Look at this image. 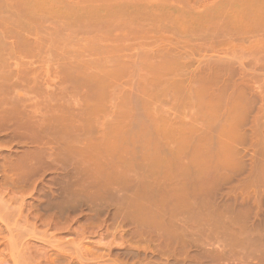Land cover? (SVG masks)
<instances>
[{"label":"rangeland","instance_id":"1","mask_svg":"<svg viewBox=\"0 0 264 264\" xmlns=\"http://www.w3.org/2000/svg\"><path fill=\"white\" fill-rule=\"evenodd\" d=\"M46 1L49 12L46 11L45 14L50 15L53 8L52 12L59 13L58 16L52 13L58 19L52 15V18L44 15L43 20L47 19L48 22L45 21L44 24L42 20L43 23H38L37 28L36 20V26L32 24L27 27L31 26L27 29L29 34L26 36L22 31L25 29L27 32L25 26L19 25L23 28L13 27L12 30L15 12L12 11V14L4 7L0 8L4 13L8 11L7 15L2 13L6 16L3 20L4 15L0 17V29L5 30H1L3 34L0 32V40L2 37H5V41L8 38L6 42L3 41L7 45L13 39L16 46L10 48L7 45L9 48H5L3 42L4 46H0V164L3 166L0 165V264H18L11 253H15V244L22 240V246H43L52 259L55 257L51 255L52 252H56L53 241H70L69 249H76L82 244V248L89 247L93 252H88L87 256L94 255V259L98 261L106 251L105 248L110 247L102 257L108 256L105 258L107 261L103 260L107 264H264V0H132L125 2L127 9L119 0V3L116 0ZM68 6L69 9L79 11L77 16L73 15L75 11L68 12ZM109 7L113 13L107 14L110 12ZM111 7H116L115 13ZM88 9L90 13L86 12ZM94 9H98V14H103V17L106 13L104 18L102 15H98L99 18L96 16L98 19H105L109 15V18H116L118 21L119 14H123L121 18L127 19L125 21L129 23L126 26L120 24L119 20V27L111 19V24L108 20L107 23L100 19L106 22V26L102 27L105 24L100 26L98 19L99 23L95 24ZM91 13L93 17L88 15ZM110 14H117L118 18L110 17ZM63 15L65 20L70 18L72 24H75L71 25L68 20L66 23ZM82 15L87 21L95 19L93 25L96 27L90 29V34L78 28V23L81 22L79 27L82 23H87ZM183 16L186 17L185 21ZM60 17L65 24L58 25ZM6 18L11 20L8 22ZM53 18L55 22H59H53ZM76 18L83 19L84 22L78 19L76 21ZM4 20L7 22L5 25H10L12 32L10 28L7 29L8 26L1 27ZM18 24L21 23L15 22V25ZM67 24L70 25L67 27ZM32 26L40 30L46 27L41 31L44 38L40 30H32ZM115 26L122 29H116ZM125 27L127 32L128 29L135 31H130L129 34ZM14 29H20L21 34L16 30L19 33L17 35ZM30 30L37 31L36 35L34 32L33 36L30 35ZM77 30L79 32L75 34ZM134 32L137 33L134 35ZM40 36L43 43L37 39ZM18 38L24 41H18ZM25 40L28 45L30 43L35 47L25 46ZM37 40L42 43L41 48ZM34 41L37 42V47ZM16 44L27 48L22 51ZM199 46L205 50L199 52ZM29 51L35 53L26 54ZM85 71L90 74L87 75ZM199 74L202 75L198 76ZM137 110L140 111L136 112ZM109 124L113 128L118 127V130L115 128L117 132L112 128L110 131ZM65 125L70 127L66 128ZM75 127L80 130L77 131L78 128ZM103 128L107 132L105 135L108 134L107 143L98 142ZM166 130L169 132L166 133L167 137L164 135ZM70 133L72 137L74 134L75 139ZM78 134L79 137H85L79 138ZM58 136L65 141L66 148L62 146ZM76 139H81L82 142H73ZM104 144L111 149H107ZM92 146H95V150H90ZM143 154L148 155L147 160H144V156L143 159L140 158ZM119 157L124 158L121 159L122 163ZM113 162V165L119 164L115 167L116 171L121 169L122 172L124 168L123 175L119 174L121 177L126 175L125 182L122 181L124 184L119 181L124 177L121 179L116 173L117 179L114 171L107 172ZM149 162L158 169H153V175L158 176L153 184L155 189L151 187L153 191L156 190L153 194L157 195L154 197L149 193L153 198H149L148 188L143 189V192L141 190V194L136 188L138 195L133 191L137 181L134 178L146 169ZM167 164L173 168L186 165L187 170L190 168L189 175L192 172L196 174V169L201 168L198 169V175L188 177L199 192V205L192 200L195 195L189 189L191 183L185 182L188 180L187 176L181 175L183 183H179L180 177L177 183L173 178L167 179V172L170 170L166 171ZM95 169L107 172L110 181L102 176L98 177L100 172L95 173ZM105 172L101 174L104 175ZM113 175L115 181L110 179ZM9 176L16 177V180L13 178L16 183L8 179ZM21 177L25 179L22 180ZM163 180L170 183L177 193L181 188L182 200L191 199L195 202H191L192 205L202 204L203 207H200L203 213L198 212L199 210L195 212L193 205L190 209L195 212V215L192 212L195 217L188 210H185L183 216L176 214L179 209L173 214L169 208L173 207L170 202L175 201L170 200L175 197L171 195L170 200L169 195L158 197V191H163L167 184L165 182L161 186ZM115 182L116 185L113 184ZM137 182V185H141L140 180ZM17 184H20V188ZM177 184L182 187L178 188ZM204 184L208 189L202 186ZM66 186H69V190L72 189L68 192H74L75 189L74 194L80 193L75 194V197L73 195L74 198L70 197L71 201H77H72L74 205L70 204L69 198L65 202L63 196L67 195V190L64 191L63 187ZM171 187L168 188L172 190ZM60 190L63 192L60 193ZM152 190L148 191L152 193ZM164 191L167 194L165 189ZM163 196L168 199L170 206L166 199L167 203L163 202ZM188 196L190 198L187 199ZM183 210L180 209V212L183 213ZM144 215L150 218L147 220ZM55 216L56 222L60 221V226L52 224ZM198 216L200 217L197 218ZM137 217L144 220V223L145 220L149 221L148 224H142ZM80 235L83 237L80 238ZM48 240L51 245L46 243ZM29 249L25 247L26 251ZM60 258L65 260L61 256L55 257L56 264L63 263L56 260ZM54 259L49 264H53ZM34 260L32 261L35 262Z\"/></svg>","mask_w":264,"mask_h":264},{"label":"bare ground","instance_id":"2","mask_svg":"<svg viewBox=\"0 0 264 264\" xmlns=\"http://www.w3.org/2000/svg\"><path fill=\"white\" fill-rule=\"evenodd\" d=\"M1 1H3V0H1ZM1 1H0V2H1ZM8 1H10V2H8ZM12 1L15 2V3L12 4L11 0H7V2H6V0H4L3 2H1L2 4H0V5H1L0 8L4 7V9H6V10H9V11H11V12H12V11L15 12V14H14V12H12V14H14L13 16L15 17V18H14V17L12 18V21L15 20V21H13L14 24H13L12 21H11V23L13 24V26L11 25L12 30H13V27H14V28H15V27H16V28L18 27V28L22 29L23 27H22V28L19 27V25H20V26H25V27H26V31H27V29H30L31 26H30L29 28H27V27H28L29 25H32V24L35 25L34 23H35L36 20H37L38 22L36 21V22H37V23H36L37 26H36V25H35V26H36L37 28H39V27H38V26H39L38 23L41 24V23L44 22V24H45V21L48 22V20L46 19V17L49 16V18H52V16H54V15L52 14L53 12H54L55 15H57V16H58V14H59V13L56 14L55 11L52 12V9H53V8H52L51 6H50V7H51L52 9L50 10V11H51V14H50V15H52V16L50 17V15H48L49 13L45 14L46 11H47V9L49 8V6H47L48 4H47V1H46V0H12ZM119 1L122 2V3H121L122 5H125V2H132V0H119ZM123 1H124V2H123ZM135 1H136V0H135ZM50 2H51V1H50ZM116 2H118V1L116 0ZM118 3H119V2H118ZM51 4H52V3H51ZM126 4H127V3H126ZM129 4H130V3H129ZM117 6H118V5H117ZM117 6H116V7H117ZM119 6H121V5H119ZM191 6H192V5H191ZM46 7H47V8H46ZM113 7H114V6H113ZM113 7H111V9H112ZM116 7H115V8H116ZM125 7H126V9H127V5H125ZM70 8H71V7H70ZM115 8H113L112 10H114ZM121 8L123 9L124 7H121ZM121 8H120V9H121ZM2 9H3V8H2ZM68 9H69V6H68ZM120 9H117V11L120 12ZM124 9H125V8H124ZM189 9H190V8H189ZM191 9H192V8H191ZM193 9H194V7H193ZM70 10H73V9H72V8L69 9L68 12L71 13V12H74V11H75V13H74L73 15L77 16L76 13L79 12L78 10H77V11H76V9L73 10V11H70ZM86 10H87V9H86ZM94 10H95V9H94ZM94 10H92V12H93ZM107 10H108V9H107ZM115 10H116V9H115ZM115 10H114V13H115ZM62 11H63V10H62ZM83 11H84V10H83ZM96 11H97V13H96ZM109 11H110V7H109ZM117 11H116V13H117ZM121 11H122V10H121ZM125 11H126V10H125ZM187 11H188V10H187ZM0 12H1V14H0L1 16H0V17H2V15H4V14L7 15V12H8V11L4 13V12L1 11V9H0ZM47 12H49V11H47ZM59 12H60V11H59ZM68 12H67V13H68ZM81 12H82V11H81ZM86 12L90 13L91 11L89 12V9H88V11H86ZM263 12H264V10H263ZM2 13H4V14H2ZM65 13H66V12H65ZM67 13H66V14H67ZM70 13H69L68 15H70ZM109 13H113V12L110 11V12H108L107 14H109ZM122 13H123V12H122ZM125 13H126V15H127V12H125ZM188 13H189V11H188ZM66 14H65V15H66ZM83 14H84V13H83ZM199 14H200V13H198V16H199ZM201 14H202V13H201ZM8 15H10V14L8 13ZM44 15L46 16V17H45V19H46L45 21L43 20V19H44ZM68 15H66V16H68ZM73 15H70V16L74 17ZM88 15H91V17H93V15H94V17H96V16L98 17V15H99V16L102 15L101 17H103V14H101V15L98 14V9L95 10V12L93 13V15H92V13H91V14H88ZM110 15H112V14H110ZM122 15H123V14H122ZM122 15H121V16H122ZM128 15H129V14H128ZM57 16H56V17L54 16V17H55L56 19H58ZM59 16H61V15H59ZM105 16H106V13H105ZM105 16H104V17H105ZM113 16H114V17H117V14H116V15H112V16H110V17H113ZM121 16H120V14H119V17H120V18L117 17L121 22H122L123 20H124V21L127 20V19H122ZM192 16H193V15H192ZM198 16H197V17H198ZM200 16H201V15H200ZM5 17H6V16L4 15V17H2V20H3V18H5ZM8 17H9V16H8ZM11 17H12V16H10V18H11ZM62 17H63V19L66 18L64 15H63ZM82 17H83V15H82ZM97 17H96V20L93 18V19L96 21V23L94 22L93 19H92L91 21H90V20L87 21V20L85 19V17H83L84 20H86V22H87L88 24L86 23V25H85V24H84V23H85L84 20H83V19H80V20H82L84 23L81 24V25H83V27H81V25H80V27H79V24H80L81 22L78 23V28H79V29L82 28L81 31L84 30L83 32L87 31V32H89V34H90V32H92V31H90V29L95 28L96 26L94 27V25L97 24V23H99L100 19L102 20V19L104 18V17H103V18L98 19L99 17H98V18H97ZM122 17H123V16H122ZM126 17H127V16H126ZM126 17H124V18H126ZM129 17H130V15H129ZM129 17H127V18H129ZM10 18H9L8 20H7V18H6V20L9 22V20H11ZM39 18H40V19L42 18V19L39 20ZM49 18H48V19H49ZM55 18H53V20H54ZM60 18H61V17H60ZM80 18H81V17H80ZM87 18H89V16H88ZM108 18H109V15L107 16V18H105L106 20L103 19V21H106V22H107V20H108V22L111 21V22L115 23L116 25H117V24L119 25V23H118L119 20L117 21L116 18H109V19H108ZM191 18H192V17H191ZM71 19L74 20V18H71ZM77 19H78V18H76V21H77ZM97 19H98L99 21H98ZM110 19H111V20H110ZM115 19H116V20H115ZM129 19H130V18H129ZM129 19H128V20H129ZM183 19H184V21H185L186 17L184 18V16H183ZM2 20H1V18H0V24H1ZM6 20H4V22H3L4 26H2V25H3V24H2L1 27H6V26H8V25H5V24H7ZM42 20H43V22H42ZM59 20L61 21L62 18L59 19ZM64 20H65V19H64ZM64 20H63V21H64ZM67 20H68V23H69V22L71 23V25L75 24V23L72 24L73 21L71 22L70 18L65 20L66 23H67ZM69 20H70V21H69ZM78 20H79V19H78ZM80 20H79V21H80ZM109 20H110V21H109ZM113 20H114V21H113ZM181 20H182V19H181ZM17 21H18L19 23H21V24L15 25V22L17 23ZM40 21H41V22H40ZM55 21H56V20H54L53 22H55ZM63 21H61V22L57 21V22H59L58 25L65 24V23H62ZM76 21H75V22H76ZM92 21H93V22H92ZM103 21H100V23H99L100 26L102 25V23L105 24V25H103L102 27L106 26V22L104 23ZM115 21H117V23H116ZM130 21H131V20H130ZM47 22H46V23H47ZM57 22H55V23H57ZM90 22H91L92 24H89ZM108 22H107V23H108ZM111 22H110V24H111ZM121 22H120V24H124V25H126V26H127V24L129 23V22H126V21H125V23H121ZM182 22H183V20H182ZM50 23H51V22H50ZM50 23H49V24H50ZM94 23H95V24H94ZM8 24H10V23H8ZM22 24H23V25H22ZM44 24H42V25H44ZM47 24H48V23H47ZM93 24H94V25H93ZM115 24H113V25H115ZM14 25H15V26H14ZM69 25H70V24H69ZM69 25L67 24L66 26L68 27ZM84 25H85V26H84ZM113 25H112V26H113ZM124 25H121V26H124ZM9 26H10V25H9ZM9 26H8V28H7V27H6V28H7V29L10 28V30H11V27H9ZM35 26H34V27L32 26V27H33L32 30L35 29ZM44 26H45V25H44ZM44 26H43V27H44ZM54 26H55V24H54ZM62 26L65 27V25H62ZM110 26H111V25H110ZM110 26H109V24H108V27H109V28H112V27H110ZM136 26H137V25H136ZM43 27H42V28H43ZM48 27H49V26H48ZM64 27H62V28H64ZM98 27H99V25H98ZM119 27H120V25H119ZM139 27H140V26H139ZM139 27H137V28H139ZM150 27H152V26H150ZM153 27H154V26H153ZM37 28H36V29H37ZM42 28H41V29H42ZM45 28H46V27H44V29H45ZM78 28H77V29H78ZM100 28H101V27H100ZM109 28H107V29H109ZM115 28H116V26H115ZM130 28H131V27H130ZM135 28H136V27H135ZM154 28H155V30H156V27H154ZM168 28H169V27H168ZM20 29H19V30L16 29V30H17V32L20 31V34H21V30H20ZM36 29H35V30H36ZM44 29H42V30H44ZM79 29H78V30H79ZM85 29H86V30H85ZM96 29L98 30V28H96ZM103 29H104V28H103ZM116 29H120V28H116ZM121 29H122V27H121ZM121 29H120V30H121ZM142 29H143V28H142ZM149 29H151V28H149ZM1 30L5 31L4 29H0V32H1ZM12 30H11V32H12ZM16 30L14 29V32H15ZM37 30H40V29H37ZM42 30H40V34H41V35H43V33L41 32ZM78 30L75 31L74 33L76 34V32H79ZM104 30H105V29H104ZM112 30H113V29H112ZM123 30H124V29H123ZM123 30H122V31H123ZM143 30H144V29H143ZM146 30H148V29H146ZM7 31H8V30H7ZM7 31H6V32H7ZM22 31H24L25 34H24V33H22V34H24L25 36L27 35V33L29 34V32H28L29 30H28L27 32H25V29H23ZM30 31H31V30H30ZM45 31H46V30H45ZM48 31H49V30H47V32H48ZM81 31H80V32H81ZM107 31H108V30H107ZM115 31H116V30H115ZM122 31H119V32H122ZM125 31H126V27H125ZM130 31H132V29H130V30L128 29L129 34H130ZM133 31H135V30L133 29ZM133 31H132V32H133ZM167 31H168V30H167ZM8 32H10V31H8ZM17 32H15V33L17 34ZM33 32H34V31H31V32H30V33H31L30 35L33 36L35 32L37 33V31H35L34 33H33ZM38 32H39V31H38ZM43 32H44V31H43ZM83 32H81V33H83ZM87 32H86V35H87ZM93 32H94V29H93ZM111 32H113V31H110V33H111ZM123 32H124V31H123ZM126 32H127V31H126ZM128 32H127V33H128ZM144 32H145V30H144ZM147 32H148V31H147ZM149 32H150V30H149ZM1 33L3 34V32H1ZM4 33H5V32H4ZM32 33H33V34H32ZM36 33H35V35H36ZM50 33H51V32H50ZM116 33H118V32H116ZM136 33H137V32H134L133 34L135 35ZM16 34H15V35H16ZM18 34H19V33H18ZM18 34H17V35H18ZM44 34H45V32H44ZM11 35H12V34H11ZM11 35L9 36L10 38H11ZM24 35H23V36H24ZM38 35H39V33H38ZM48 35H49V32H48ZM48 35H47V36H48ZM50 35H53V34H50ZM118 35H119V36H122L123 33H122V35H121V34H117V36H118ZM25 36H24V37H25ZM83 36H84V34H83ZM7 37H8V36H7ZM7 37H6V38H7ZM35 37H36V36H35ZM41 37H42V36L37 37V39L39 38L40 41H42ZM48 37H50V36H48ZM3 38H5V37H2V40H0V43H1L0 46L2 45V42L5 41V39L3 40ZM14 38H15V37H14ZM43 38H44V35H43ZM0 39H1V37H0ZM7 39H8V38H7ZM7 39H6V41H7ZM15 39H16V38H15ZM21 39H23V38H21ZM24 39H26V38H24ZM27 39H28V38H27ZM27 39H26V40H27ZM29 39H30V37H29ZM16 40H17V39H16ZM26 40H25V42H24V43H25V46H26V44H27V41H26ZM30 40H33V38L30 39ZM43 40H44V39H43ZM6 41H5V42H6ZM12 41H13V39H11V40L9 41V43H12L11 45H9V43L7 44L8 46H11L10 48H12V47L15 46V44H13L14 42H12ZM18 41H21L20 38H18ZM23 41H24V40H22L21 42H23ZM28 41H29V40H28ZM40 41H39V42H40ZM198 41H199V40H198ZM15 42H16V41H15ZM21 42H19V43L17 42V43H18V44H21ZM30 42H31V41H30ZM37 42H38V40H37ZM37 42L34 41V45L36 44V47L38 46ZM39 42H38V43H39ZM207 42H208V41H207ZM3 43H4V42H3ZM28 43H29V42H28ZM42 43H43V41H42ZM42 43H39V44H40V46H39L40 48L42 47V46H41ZM196 43H197V42H196ZM202 43H206V42H202ZM202 43L199 42V44H202ZM4 44H5V46H4ZM4 44L2 45V47L4 46L5 48H9V47H6V46H7L6 43H4ZM22 44H23V43H22ZM31 44L33 45V43H31ZM206 44H208V43H206ZM16 45H17V44H16ZM196 45H197V44H196ZM17 46L20 47L19 45H17ZM23 46H24V45H23ZM23 46H22V48L20 47L22 51H24L23 48H25V46H24V47H23ZM29 46H31L30 43H29V45L27 44V47H28V48H29ZM204 46H205V45H204ZM204 46H203V47H204ZM207 46H209V45H207ZM211 46H212V45H211ZM15 47H16V46H15ZM18 47H17V50H18ZM27 47H26V48H27ZM32 47H35V46H31V48H32ZM39 47H38V48H39ZM191 47H192V46H191ZM195 47H196V46H194V47H192V48H195ZM201 47H202V46H201ZM212 47H213V46H212ZM212 47H211V48H212ZM26 48H25V49H26ZM31 48H30V49H31ZM38 48H35V49H38ZM40 48H39V49H40ZM189 48H190V47H189ZM197 48H200V46L197 47ZM206 48H207V47H206ZM13 49H16V48H13ZM200 49H202V50H200ZM200 49H198L199 52H201V51L203 52V50H205V49H203V48H200ZM207 49H208V48H207ZM21 50H20V51H21ZM27 50H28V49H27ZM40 50H41V49H40ZM40 50H39V51H40ZM192 50H193V49H192ZM194 50H195V49H194ZM15 51H16V50H15ZM37 51H38V50H37ZM196 51H197V50H196ZM25 52H27V51H25ZM18 53H19V51H18ZM32 53H35V52H32ZM32 53L29 51V52L26 53V54H32ZM24 54H25V53H24ZM26 54H25V55H26ZM201 54H202V53H201ZM207 54H208V53H207ZM139 56H140V55H139ZM142 56H143V55H142ZM202 56H203V55H202ZM144 58L146 59L145 56H144ZM136 59H137V58H136ZM133 60H134V59H133ZM133 60H132V62H133ZM140 61H141V60H140ZM143 61H147V60H144V59H143ZM143 61H142V62H143ZM202 61H203V60H202ZM134 62H135V61H134ZM134 62H133V63H134ZM137 62H138V61H137ZM144 63H145V62H144ZM198 63H199V62H198ZM201 63H202V62H201ZM207 63H208V62H207ZM139 64H140V63H139ZM129 65H130V64H129ZM134 65H135V64H134ZM134 65L131 64V66H134ZM137 65H138V64H137ZM141 65H143V63H142ZM220 65H221V64H220ZM131 66H130V67H131ZM135 66H136V65H135ZM196 67H197V66H196ZM204 67H205V66H204ZM127 68H129V67H127ZM138 68H139V67H138ZM150 68H152V67H150ZM197 68H198V67H197ZM201 68H202V67H201ZM208 68H209V67H208ZM219 68H220V67H219ZM221 68H222V66H221ZM131 69H132V68H131ZM135 69H136V68H135ZM135 69H134V70H135ZM222 69H223V68H222ZM144 70H145V69H144ZM135 71H136V70H135ZM85 72H86V71H85ZM197 72H199V71H197ZM86 73H87V72H86ZM91 73H92V71H91ZM88 74H90V72L87 73V75H88ZM93 74H94V73H93ZM85 75H86V74H85ZM91 75H92V74H91ZM140 75H141V74H140ZM201 75H202V74H201ZM201 75L199 74L198 76H201ZM204 75H206V74H204ZM207 75H208V74H207ZM96 76H97V75H96ZM93 77H94V76H93ZM139 77H140V76H139ZM86 78H87V77H86ZM88 78H89V77H88ZM197 79H198V78H197ZM201 79H202V78H201ZM84 80H87V79H84ZM95 80H96V79H95ZM86 82H87V81H86ZM93 82H94V81H93ZM99 82H100V81H99ZM99 84H100V83H99ZM96 86H97V85H96ZM200 86H201V85H200ZM139 87L142 88V85H140ZM141 88H140V89H141ZM142 91H145V92H146V90H144V89H143ZM143 95H144V94H143ZM118 97H119V96H118ZM121 97H122V96H121ZM177 97H178V96H177ZM119 99H120V98H119ZM123 99H124V98H123ZM127 99H128V97H127ZM125 100H126V99H125ZM121 102H122V101H121ZM126 103H127V102H126ZM123 106H124V105H123ZM129 106H131V105H129ZM124 107H125V106H124ZM141 108H142V107H141ZM142 109H143V108H142ZM143 110H144V109H143ZM1 111H2V110H1ZM139 111H140V110H139ZM139 111L137 110L136 112H139ZM3 112H4V111H3ZM8 112H9V111H8ZM1 113H2V112H0V115H1ZM6 113H7V112H6ZM144 113H145V112H144ZM7 114H8V113H7ZM7 114H6V115H7ZM8 115H9V114H8ZM146 115H147V113H146ZM1 116H2V115H1ZM3 117H5V116L3 115ZM3 117H2V118H3ZM7 117H9V116H7ZM167 117H168V116H167ZM2 118H1V119H2ZM154 118H155V117H153V119H154ZM6 119H7V118H6ZM147 119H149V118H147ZM164 119H165V118H164ZM2 120H4V118H3ZM116 120H118V119H116ZM144 120H145V119H144ZM150 120H151V119H150ZM162 120H163V119H162ZM4 121H5V120H4ZM4 121H3V122H4ZM9 121H10V120H9ZM145 121H146V120H145ZM148 121H149V120H148ZM151 121H152V120H151ZM153 121H154V120H153ZM164 121H166V120H164ZM168 121H169V119H168ZM0 122H1V121H0ZM115 122H116V121H115ZM142 122H143V121H142ZM154 122H157V121H154ZM4 123H5V122H4ZM8 123H9V122H8ZM8 123H7V124H8ZM125 123H126V122H125ZM148 123H149V122H148ZM107 124H108V123H107ZM116 124H117V123H116ZM142 124H143V123H142ZM145 124H146V123H145ZM149 124H150V123H149ZM152 124H154V123H152ZM155 124H156V123H155ZM155 124H154V125H155ZM109 125L112 126V127L110 126L109 130L112 128L113 131L115 130L116 126H118V124H117V125L115 126V128H113V125H112V124H109ZM143 125H144V124H143ZM143 125H142V126H143ZM154 125H153V126H154ZM157 125H158V123H157ZM42 126H43V124H42ZM65 126H66V125H65ZM147 126H148V124H147ZM150 126H151V124H150ZM68 127H70V125L66 126V128H68ZM108 127H109V126H108ZM145 127H146V126H145ZM159 127H160V126H159ZM161 127H162V126H161ZM75 128L77 129L78 127H75ZM75 128H74V129H75ZM117 128H118V127H117ZM117 128H116V130H118ZM141 128H142V127H141ZM152 128H153V127H152ZM105 129H107V127H105ZM105 129L103 128V132H102V130L99 129V130L102 132V133H101L102 135L100 134V135H101V136H100L101 140L98 141V142H101V143H102V141H103V143L106 142V140H107V138H108V134H106L107 136L105 135V133H107ZM147 129H149V128L147 127ZM163 129H164V128H163ZM167 129H169V128H167ZM172 129H173V128H172ZM64 130H65V128H64ZM78 130H80V129L78 128L77 131H78ZM104 130H105V131H104ZM107 130H108V129H107ZM116 130H115V131H116ZM187 130H188V129H187ZM57 131H58V130H57ZM61 131L63 132V130H61ZM65 131H66V130H65ZM68 131H70V129H69ZM72 131H73V130H72ZM110 131H111V130H110ZM113 131H112V134L115 132V131H114V132H113ZM141 131H142V130H141ZM149 131H150V130H149ZM172 131H173V130H172ZM184 131H185V130H184ZM184 131H183V132H184ZM79 132H80V131H79ZM84 132H85V131H84ZM116 132H117V131H116ZM144 132H146V131H144ZM180 132H181V131H180ZM190 132H191V130H190ZM63 133H64V132H63ZM65 133H66V132H65ZM75 133H76V132H75ZM77 133H78V132H77ZM155 133H156V129H155ZM162 133H163V132H162ZM166 133H167V130H166V132H164V135H166ZM168 133H169V132H168ZM168 133H167V134H168ZM175 133H176V132H175ZM191 133H194V132H191ZM79 134H80V133H79ZM79 134H78V137H79ZM156 134H158V133H156ZM183 134H185V133H183ZM55 135H56V134H55ZM55 135H54V137H55V139H56L57 137H56ZM61 135H63V134H61ZM61 135H60V136H61ZM68 135H69V134H67V137H68ZM76 135H77V134H76ZM81 135H82V134H81ZM83 135H86V134L84 133ZM110 135H111V134H110ZM120 135H121V134H120ZM152 135H154V134H152ZM164 135H163V136H164ZM171 135H172V134H171ZM171 135H170V137L173 136V135H172V136H171ZM70 136L72 137L71 133H70ZM70 136H69V137H70ZM111 136H112V135H111ZM138 136L140 137V135H137V137H138ZM156 136H158V135H156ZM156 136H153V137L155 138ZM184 136H185V135H184ZM63 137H64V135L62 136V138H63ZM75 137L78 139L77 136H75ZM81 137L84 138L85 136H84V137H83V136H80L79 138H81ZM165 137H167V135H166ZM170 137H169V138H170ZM58 138H59V136H58ZM60 138H61V137H60ZM60 138H59V139H60ZM65 138H66V136H65ZM72 138L75 139V138H74V134H73V137H72ZM72 138H71V139H72ZM114 138H115V133H114ZM156 138H157V137H156ZM63 139H64V138H63ZM67 139H68V138H67ZM69 139H70V138H69ZM77 139H76V141L73 140V142H76V143H77L78 141L81 140V139H79V140H77ZM110 139H111V137H110ZM112 139H113V137H112ZM57 140H58V139H57ZM82 140H83V139H82ZM85 140H86V139H85ZM108 140H109V139H108ZM108 140H107V141H108ZM153 140H154V139H153ZM155 140H156V139H155ZM60 141L63 143V145H62V144H61V145L64 146L65 141L63 142L61 139H60ZM69 141H70V140H67V142H69ZM83 141H84V140H83ZM111 141H112V140H111ZM114 141H115V140H114ZM73 142H71V144H73ZM80 142H82V141H80ZM109 142H110V141H109ZM54 143H57V142H54ZM58 143H59V142H58ZM106 143H107V142H106ZM110 143H111V142H110ZM112 143H113V141H112ZM123 143H124V142H123ZM59 144H60V143H59ZM82 144H83V143H82ZM86 144H88V143L86 142ZM86 144H85V146H87ZM108 144H109V143H108ZM108 144H107V145H108ZM67 145L72 146V145H70V144H67ZM83 145H84V144H83ZM104 145H105V144H104ZM109 145H110V144H109ZM65 146H66V145H65ZM65 146H64V148L67 147V146H66V147H65ZM73 146L75 147V143H74ZM88 146H89V145H88ZM113 146H114V145H113ZM49 147H50V146H49ZM60 147H61V146H60ZM76 147H77V146H76ZM82 147H83V146H82ZM92 147H93L92 149H91V147H90V150H95V148H94L95 146H92ZM105 147H106V145H105ZM110 147H111V146H110ZM61 148H62V147H61ZM70 148L73 149V147H70ZM77 148H79V147H77ZM80 148H81V147H80ZM106 148L109 149V150L111 149V148H109V147H106ZM106 148H104V149H105L106 152H107V149H106ZM123 148H124V147H123ZM62 149H63V148H62ZM75 149H76V148H75ZM84 149H85V147H84ZM88 149H89V148H88ZM112 149H113V148H112ZM47 150H48V149H47ZM50 150H51V149H50ZM79 150H80V149H79ZM63 151H65V150L63 149ZM74 151H75V150H74ZM84 151H85V150H84ZM117 151H118V150H117ZM117 151H116V153H117ZM69 152H72V151L69 150ZM81 152H82V151H81ZM106 152H105V153H106ZM123 152H124V151H123ZM52 153H53V152H52ZM52 153H51V154H52ZM56 153H58V152H56ZM56 153H54L55 156H56ZM108 153H109V151H108ZM120 153H121V152H120ZM144 153H145V152H144ZM54 154H53V155H54ZM58 154H60V152H59ZM118 154H119V153H118ZM39 155H40V154H39ZM39 155H38V156H39ZM46 156H47V154H46ZM46 156H45V157H46ZM58 156H59V155H57V157H58ZM116 156H118V155H116ZM143 156L146 157L144 160H147V159H148V155L146 156V155H144V154H143L142 156L140 155V158L142 157V159H143V158H144ZM10 157H11V155H10ZM40 157H41V156H40ZM43 157H44V156H43ZM48 157H49V155H48ZM57 157H55V158L57 159ZM6 158H7V157H6ZM38 158H39V157H38ZM119 158H120V157H119ZM140 158H139V159H140ZM43 159H44V158H43ZM52 159L54 160V158H52ZM117 159H118V158H117ZM121 159H124V158H120V160H119L120 163H122V162H121ZM33 160H34V159H33ZM40 160L42 161L41 158H40ZM53 160H52V161H53ZM115 160H116V159H115ZM19 161H21V160H19ZM30 161H31V159H30ZM13 162H14V161H13ZM17 162H18V160H17ZM21 162H22V161H21ZM45 162H46V161H45ZM152 162H153V161H152ZM152 162L147 163V164H146V166H147L146 169H145L143 172H141L140 175L138 174L139 176L137 175V176L134 178V179H136L137 181L140 180V182H141V185H140V183H139V185H137L138 182L136 181L137 184L134 183V187L132 186V187L134 188L133 191L135 190L134 192H135L137 195H138V192H136V188H138L139 194H141L140 191L142 190L141 192H143V189H145V188H146V190H147V188H148V190L151 191V190H152L151 187L153 186L152 188L155 189L153 184H154V182L158 179V176H154V175H153V172H154L153 169H155L156 171H158V169H156V168L154 167V165L152 164ZM35 163H36V162H35ZM35 163L33 162V164H35ZM7 164H8V163H7ZM10 164H11V163H10ZM19 164H21V163H19ZM23 164H24V163H23ZM23 164H22V165H23ZM36 164H38V163H36ZM36 164H35V165H36ZM113 164H114V162L110 165V166H111V167L109 168L110 170L107 168V169H108L107 172L109 173L110 171H111V172L114 171L113 173H114V175H115L116 178H117V174H118V176H119V174L123 175V169H124V168L122 169V172L120 171L121 169H118V171H116L117 168H115V167H118L117 165H119V164H117V165H116V164L113 165ZM0 165H1V164H0ZM3 165H4V164H3ZM28 165H30V163H29ZM35 165H34V166H35ZM112 165H113L114 168H115V169L113 168V170H112ZM1 166H2V165H1ZM30 166H32V164H31ZM30 166H29V168H30ZM34 166H33V167H34ZM43 166H44V165H43ZM43 166H42V168H43ZM120 166H121V165H120ZM164 166H165V165H164ZM175 166H177V165L175 164ZM185 166H186V165H183V166L181 165V167L177 166L176 168H173V167L170 166V164H167V165L165 166V167H166V171L170 169V170L167 172V174H168L167 179H168V180H169V179L171 180V179L173 178L172 180H173L175 183H177L178 178L180 177V178H179V181H181V182H179V181H178V182H179V183H183L184 178L181 177V175H182V176H184V175L187 176V177H186V179H187L189 176L192 177V174L195 175V176H196V174H197V175L199 174V173H198V169H199L200 167H199L198 169H196L197 172H196L195 169L193 168V170L195 171L196 174H194V172H192V174L189 175L188 171L190 170V168H189V170H187L188 168H186ZM187 166H189V165L187 164ZM2 167H3V166H2ZM4 167H5V166H4ZM13 167H14V166H13ZM13 167H12V168H13ZM17 167H18V166H17ZM26 167H27V165H26ZM38 167H41V166L39 165ZM14 168H16V167H14ZM120 168H122V166H121ZM19 169H20V167H19ZM21 169H22V168H21ZM23 169H25V168H23ZM200 169H201V168H200ZM200 169H199V170H200ZM5 170H6V169H5ZM16 170H18V169L16 168ZM16 170H14V171H16ZM95 170H96V171H94L95 173H98V171L100 172V173H99L100 175L97 174L98 177H99V176H100V177L102 176V177H104L106 180L110 181V180L108 179V177H110V176L107 175V174H108L107 172H105V171H100V170H97V169H95ZM18 171H19V170H18ZM21 171H23V170H21ZM24 171H25V170H24ZM26 171H27V170H26ZM26 171H25V172H26ZM119 171H120V172H119ZM12 172H13V171H12ZM41 172H42V171H41ZM101 172H102V174L105 172V174H106L107 177H105V174L102 175ZM146 172H147V173H146ZM189 172H190V171H189ZM199 172H200V171H199ZM4 173H6V172L4 171ZM9 173H11V172H9ZM21 173H24V172H21ZM27 173H28V171H27ZM27 173H26V174H27ZM116 173H117V174H116ZM144 173H146V175H145ZM14 174H15V173H14ZM24 174H25V173H24ZM26 174H25V175H26ZM167 174H166V175H167ZM200 174H201V173H200ZM3 175H4V174H3ZM5 175H6V174H5ZM30 175H31V174H30ZM38 175H39V174H38ZM97 175H94V177H96ZM114 175L111 176L112 178H110V179H112V181H115V180H116V179L114 178ZM121 175H120L119 177H121ZM176 175H179V176H176ZM27 176H28V175H27ZM124 176H126V175H124ZM124 176H122V177H124ZM185 176H184V177H185ZM195 176H194V177H195ZM200 176H201V175H200ZM11 177H12V176H11ZM17 177H18V176H17ZM31 177H32V176H31ZM87 177H88V176H87ZM87 177H86V178H87ZM92 177H93V176H92ZM122 177H121V179H122ZM165 177H166V176H165ZM174 177H176L177 180H176ZM5 178H6V177H5ZM9 178H10V176L8 177V179H9ZM13 178H14V177L10 178V180L12 181ZM22 178L25 179V177H21V179H22ZM26 178H27V177H26ZM35 178H36V177H35ZM89 178H90V177H89ZM104 178H102L101 180L103 181ZM126 178H127V177H126ZM129 178H130V177H129ZM129 178H128V179H129ZM181 178H182V180H180ZM192 178H193V177H192ZM198 178H199V177H198ZM198 178H196V179H198ZM14 179L16 180V177H15ZM18 179H19V178H18ZM21 179H19V180H21ZM24 179H22V180H24ZM79 179H81V178H79ZM83 179H85V177H83ZM98 179H100V178H98ZM114 179H115V180H114ZM117 179H118V178H117ZM119 179H120V178H119ZM130 179H131V178H130ZM138 179H139V180H138ZM141 179H142V180H141ZM199 179H200V178H199ZM15 180H13V181L15 182ZM38 180H39V179H38ZM76 180H77V179H76ZM94 180H97V179H94ZM101 180H100V181H101ZM124 180H125V177H124L122 180H119V181H120V182H122V181L125 182ZM126 180H127V179H126ZM165 180H166V178H165ZM191 180H193V179H191ZM7 181H9V180H7ZM26 181H27V179H26ZM80 181H82V180H80ZM85 181H86V179H85ZM186 181L191 183V181H190L189 178H188V180H185V182H186ZM194 181L196 182V181H198V180H194ZM194 181H193V182H194ZM91 182H93V180H92ZM104 182H105L104 184H106V181H105V180H104ZM123 182H122V183H123ZM163 182H164V183H163ZM163 182H162L161 186H162L163 184H165L166 181L163 180ZM174 182H173V183H174ZM187 182H186V183H187ZM11 183H13V182H11ZM15 183H16V182H15ZM15 183H14V185H15ZM20 183H21V182H20ZM22 183H23V182H22ZM100 183H101V182H100ZM126 183H128V182L126 181ZM166 183H167L168 185L165 184V186H166V185H167V186H166V187H165V186L163 187V191H164V189H165V190L167 191V194H166L165 191L163 192V191H160V190H159L158 192L160 193V195H159V193H158V197H161L162 195H167V197H168V195H169V197H168L169 200H170L171 197H173V196L175 197V199L173 198V200H170V201H172V202L175 201L174 203H171V202H170L171 206L173 205V207H171L173 210H172L171 208L168 207L169 210H171V211L173 212V214H175L174 212H176V210H178V209H179V210H178V212H177L176 214L179 213L178 215H181V214H182V216H183L184 213H186L185 210H188V212H189L191 215H192L193 213H194V215H195L196 210H197V211L199 210L198 212L203 213V212H202L203 209L201 208V207H203L202 204L200 205L201 207L198 206V205L200 204V200H199L200 195L197 196V195L199 194V192H198V190L196 189L195 186H192V183H191V188H189V189H190V191L193 192V193L191 192V193L193 194V196L195 195V197H194L192 200L195 201L196 203L193 202L191 199H188V198H190V196L186 197L188 200H190V202H189L188 200H186V199H183V200H182V197H181V192H182V190H181V188H180V190L178 191V193L180 194V195H179L176 191L173 190L174 188L171 187L172 185H169L170 183H168V182H166ZM198 183H199V181H198ZM73 184H74V183H73ZM77 184H79V183H77ZM113 184L116 185V182L113 183ZM123 184H124V183H123ZM135 184H136L138 187H136ZM193 184H194V183H193ZM19 185H20V184H19ZM19 185L17 184V186L20 188ZM22 185H23V184H22ZM22 185H21V186H22ZM63 185L65 186L66 184L63 183ZM67 185H68V184H67ZM75 185H76V184H75ZM75 185H73V186H75ZM127 185H129V184H127ZM132 185H133V184H132ZM177 185H178V188H179V187H182V186H180L179 184H177ZM177 185H175V187H177ZM181 185H182V184H181ZM198 185H199V184H198ZM32 186H33V184H32ZM77 186H78V185H77ZM169 186L172 188V190H171L170 188H168ZM202 186H206V185L204 184V185H202ZM202 186H200L201 189L203 188ZM8 187H9V186H8ZM13 187H14V186H13ZM13 187H12V188H13ZM61 187H62V186H61ZM66 187H67V186H66ZM66 187H65V188H66ZM68 187H69V186H68ZM68 187H67V189H65V188L63 187L64 191L67 190V191H65V193H66L67 195H66V196H63V197H65V199H66V198H69V200H70V197H71V196L73 197V195H74V197H75V194H77V193L74 194L75 189H74V192H68V190H69ZM132 187H131V188H132ZM189 187H190V186H189ZM193 187H194L196 190L193 189ZM30 188H32V187H30ZM77 188H78V187H77ZM206 188H207V186H206ZM13 189H14V188H13ZM15 189H16V188H15ZM63 189H62V190H63ZM150 189H151V190H150ZM192 189H193V190H192ZM201 189H200V190H201ZM207 189H208V188H207ZM32 190H33V189H32ZM146 190H144V191H145L144 193H146L145 196H147V192H148V196H149L150 194H153L154 191H156V190H154V191L152 190L153 192L151 193V192H149L148 190H147V192H146ZM194 190H195V192H196V191H197V192L195 193ZM12 191H13V190H12ZM69 191H72V189L69 190ZM133 191H132V192H133ZM204 191H205V190H204ZM204 191H203V192H204ZM61 192H63V191L60 190V193H61ZM161 192L164 193V194H161ZM69 193H70L71 195H70ZM135 193H134V195H135ZM149 193H150V194H149ZM184 193H185V192H184ZM58 194H59V193H58ZM68 194H69V196H68ZM79 194H80V193H79ZM79 194H77V195H79ZM186 194H187V193H186ZM202 194H203V193H202ZM206 194H207V193H206ZM62 195H63V194H62ZM134 195H133V198H134ZM143 195H144V194H143ZM153 195H154V197H155V195H157V194H153ZM171 195H172V196H171ZM139 196L141 197V195H139ZM139 196H136V198L139 197ZM148 196H147V198H148ZM170 196H171V197H170ZM186 196H187V195H186ZM72 197H71V198H72ZM74 197H73V198H74ZM150 197L153 198L152 195L149 196V198H150ZM156 197H157V196H156ZM164 197H165V196H163V198H161V199H162V200L164 199L163 202H166V203H167L168 199H167L166 197H165V198H164ZM197 197H199V198H198L199 202H197V201H198V200H197ZM202 198H203V197H202ZM165 199H166L167 201H165ZM52 201H53V200H52ZM66 201H67V199L65 200V202H66ZM70 201H71V200H70ZM72 201L77 202L75 199H73ZM72 201H71L70 204L74 205V204L72 203ZM187 201L189 202V204H187V203H188ZM206 201H207V200H206ZM50 202H51V201H50ZM58 202H59V200H58ZM62 202H63V201H62ZM68 202H69V201H68ZM68 202H67V203H68ZM163 202H162V203H163ZM191 202H192V203H195V204L198 203V205H194V204H193L194 207H195V208H193V205L190 204ZM37 204H38V203H37ZM60 204H61V203H59V205H60ZM167 204L169 205V201H168ZM186 204H187V205H186ZM203 204H205V202H204ZM29 205H30V204H29ZM48 205H49V204H48ZM48 205H47V206H48ZM51 205H52V204H51ZM59 205H58V206H59ZM64 205H65V203H64ZM68 205H69V204H68ZM191 205H192V206H191ZM205 205H206V204H205ZM52 206H53V205H52ZM56 206H57V205H56ZM169 206H170V205H169ZM34 207H35V206H34ZM37 207H38V206H37ZM59 207H60V206H59ZM59 207H58V208H59ZM72 207H73V206H72ZM74 207H75V206H74ZM191 207L195 210V212L193 211V209H192V210L190 209ZM197 207H199V208H197ZM206 207H207V206H206ZM49 208H52V207H49ZM196 208H197V209H196ZM200 208H201L202 210H201ZM208 208H209V207H208ZM42 209H43V208H42ZM180 209H181V211H182V209H184V210H183L184 212H183V213L180 212ZM189 209H190V210H189ZM36 210H37V209H36ZM62 210H63V209H62ZM174 210H175V211H174ZM200 210H201V211H200ZM27 212H28V211H27ZM59 212H60V211H59ZM62 212H63V211H62ZM172 212H171V214H172ZM188 212H187V215H188ZM192 212H193V213H192ZM32 213H33V212H32ZM65 213H67V212H65ZM169 213H170V212H169ZM51 214H52V213H51ZM53 214H54V213H53ZM67 214H68V213H67ZM190 214H189V216H191ZM197 214L200 215L199 213H197ZM33 215H34V214H33ZM36 215H37V214H36ZM38 215H39V214H38ZM60 215H61V212H60ZM63 215H64V214H63ZM185 215H186V214H185ZM203 215H205V214H203ZM40 216H41V215H40ZM49 216H50V215H49ZM145 216H146V215H144L143 217H144L145 219H147V220L150 218V217L146 218ZM149 216H150V215H149ZM182 216H181V217H182ZM192 216H193V215H192ZM196 216H197V215H196ZM52 217H53V216H52ZM139 217H141V216H139ZM139 217H137V218H139ZM193 217H195V216H193ZM199 217H200V216H198L197 218H199ZM201 217H202V215H201ZM36 218H38V217L36 216ZM36 218H35V219H36ZM50 218H51V217H50ZM50 218H49V220H50ZM55 218H56V216H55ZM72 218H73V217H72ZM131 218L134 219V217H131ZM144 218H143V219H144ZM182 218H183V217H182ZM185 218L187 219V216H185ZM189 218H190V217H189ZM39 219H40V218H39ZM43 219H44V217H43ZM61 219H62V218H61ZM65 219H66V218H65ZM65 219H64V221H65ZM69 219H70V218H69ZM139 219H140V218H139ZM179 219H181V218H179ZM52 220H53V219H52ZM52 220H51V223H52ZM58 220H59V219H58ZM77 220H78V219H77ZM130 220H131V219H130ZM140 220H141V219H140ZM140 220H137V221L139 222V223L137 222L138 224H140ZM147 220H145V223L148 224L149 221L147 222ZM152 220H153V219H151V221H152ZM41 221H42V220H41ZM56 221H57V218L54 219V222H53L52 224H54V225H57V224H58L57 226H60V225H59V224H60V223H59L60 221H59V222H56ZM66 221H67V219H66ZM141 221H142V224H143V223H144V222H143L144 220H141ZM151 221H150V222H151ZM39 222H40V221H39ZM48 222H50V221H48ZM67 222H68V221H67ZM67 222H66V223L63 222V224H67ZM41 223H42V222H41ZM56 223H57V224H56ZM145 223H144V224H145ZM155 223H156V222H155ZM155 223H154V226H155ZM46 224H47V222H46L44 225L46 226ZM69 224H70V221H69ZM142 224H140V225H142ZM147 224H146V225H147ZM61 225H62V224H61ZM149 225H150V224H149ZM151 225H152V224H151ZM62 226H64V225H62ZM66 226H67V225H66ZM90 226H91V225H90ZM136 226H137V225H136ZM150 227H151V226H150ZM54 228H55V227H54ZM58 228H59V227H58ZM61 228H64V227H61ZM58 231H59V229H58ZM58 231H57V232H58ZM96 231H97V230H96ZM52 234H53V233H52ZM79 234H81V233H79ZM101 234H102V233H101ZM55 235H56V234H55ZM77 235H78V234H77ZM83 235H84V234H83ZM13 236H14V235H13ZM13 236H12V237H13ZM32 236H33V235H32ZM52 236H53V238H54V235H52ZM80 236H81V235H80ZM2 237H3V236H2ZM18 237L22 239V237H20V236H18ZM50 237H51V236H50ZM56 237H57V236H56ZM61 237H62V236H61ZM61 237H60V238H61ZM82 237H83V236H81L80 238H82ZM9 238H11V236H10ZM19 238H18V240H19ZM39 238H40V237H39ZM62 238H63V237H62ZM77 238H78V237H77ZM16 239H17V236H16ZM16 239H13V240L16 241L17 243H19L18 240H16ZM21 239H20V240H21ZM28 239H29V238H28ZM37 239H38V238H37ZM45 239H46V238H45ZM54 239H56V238H54ZM54 239H51V241H53ZM13 240H11V242H12ZM20 240H19V241H20ZM9 241H10V239H9ZM22 241H23V240H22ZM22 241H20L19 244H15L16 246L13 244L16 248L12 247V248H14V250H15V251H14V252H15L14 254L11 253V254L13 255L12 257H14L13 260H15L16 263L18 262V264H29V261L31 262V261L34 260V259L38 260V261H35V260H34V261L36 262V264H49L50 261L53 260L55 257L57 258V257H60V256L63 257V258H65V260L63 259L64 261H62L61 258H60L61 261H59L60 259H56V260H57L58 262H63L62 264H107V262L104 263V261H103V260H106V261H107V259H105L106 257H108V256H106L107 254L105 255V256H106L105 258L102 259V257H104V256H103L104 253H106L107 251H109V250L111 249L110 247L108 248V246H107V248H105L106 251L103 252V254L101 255V257H100L101 259L99 258L100 261L102 260L103 262H102V261L100 262V261H98V259H97V260L94 259V258H95L94 255H91V254H90V253L93 254V252L91 251V249H88L89 247L86 248V246H85L84 248H82V247H81L82 244H81V245L79 244L80 247L78 246V247H77L78 249H77V248H76V249H69L68 247L71 246V245H70V241H65V242H64V241L60 240V241H62V242H59V241H58L59 243H57V241H56V243H54L55 241H53V244H52V243H50L51 241L48 240L47 242H46V241H45V242L48 243V244H50V245H51V244L54 245V248H56V252H54V251L52 250V251H53L52 254H51L50 251H48L52 256H55V257L52 259L51 256H48L49 254L47 253V251L45 250V248H42L43 246H41V248H40V246H39V248H38L37 246H35V248H33V245H34V244H33V245H30V244H29L30 246H27V245L24 246V244H23V246H22ZM28 241H29V240H28ZM9 243H10V242H9ZM12 243H13V242H12ZM23 243H24V242H23ZM64 243H65V244H64ZM80 243H81V242H80ZM25 244H28V242H27V243L25 242ZM39 244H40V243H39ZM39 244H37V245H39ZM13 245H12V246H13ZM41 245H42V244H41ZM21 246H22V247H21ZM31 246H32V247H31ZM47 246H48V245H47ZM25 247H26V249H29V248H30L29 250H27V251H29V252H27V251L25 250ZM28 247H29V248H28ZM44 247H45V245H44ZM52 248H53V246H52ZM54 248H53V249H54ZM74 248H75V247H74ZM48 249H49V248H47V250H48ZM50 249H51V247H50ZM82 249H84V250H82ZM107 249H108V250H107ZM12 250H13V249H12ZM54 250H55V249H54ZM82 251H83V252H82ZM11 252H12V251H11ZM88 252H90L89 254L91 255V257H89L90 255L87 256ZM55 253H56V254H55ZM85 253H86V254H85ZM47 254H48V255H47ZM84 254H85V255H84ZM109 254H110V253H108V255H109ZM10 257H11V256H10ZM48 257H50L51 260H48V259H49ZM75 257H76V258H75ZM109 257H110V256H109ZM93 259H94V262H91ZM1 262H2V261H1ZM20 262H21V263H20ZM35 262L32 261L31 264H32V263H35ZM52 262H53V264H54V262H55V264H56L55 259H54V261H52ZM52 262H51V263H52ZM11 263H12V262H11ZM59 264H60V263H59Z\"/></svg>","mask_w":264,"mask_h":264}]
</instances>
